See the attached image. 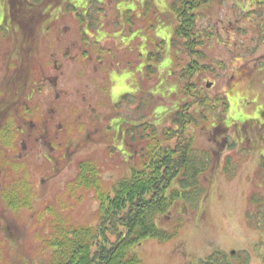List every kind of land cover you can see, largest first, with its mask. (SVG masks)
<instances>
[{"label":"rangeland","instance_id":"1","mask_svg":"<svg viewBox=\"0 0 264 264\" xmlns=\"http://www.w3.org/2000/svg\"><path fill=\"white\" fill-rule=\"evenodd\" d=\"M174 1L194 0H40L50 5L44 15L19 13V33H33L36 44L24 76L11 80V68L0 66V96L21 95L13 117L23 129L12 143L0 136V264H43L54 227L94 225L99 201L93 188L74 184L80 168L91 163L110 190L148 156L152 136L162 149L204 151L210 164L198 200H179L162 219L175 236L147 237L135 248L142 264H195L214 250L264 264V222L250 214V197H264V158L253 152L264 145V122L242 123V152L235 143L238 120L264 107V0L192 2L204 35L198 53L174 33ZM30 77L43 85L27 99ZM216 96L228 107L212 104ZM226 114L227 128L217 130Z\"/></svg>","mask_w":264,"mask_h":264},{"label":"trees","instance_id":"2","mask_svg":"<svg viewBox=\"0 0 264 264\" xmlns=\"http://www.w3.org/2000/svg\"><path fill=\"white\" fill-rule=\"evenodd\" d=\"M194 1L181 4L174 1L171 4L179 9L175 35L182 39L188 51L198 53L200 42L203 44L199 37L204 35L197 29L196 11L193 9L195 4L192 3ZM70 6L74 10V5ZM188 67L190 66L185 67L186 71ZM186 71L181 75L184 76ZM185 90L189 93L187 88ZM197 98L199 103L207 105L204 95L198 94ZM218 98L216 96L211 101L212 104L216 105V100H221L223 108L228 107L229 103L224 97ZM210 105L209 103L207 106L213 110ZM181 108L178 107L172 119L174 125L180 126L178 130L184 118ZM199 116L204 120L208 119L204 110L199 112ZM226 116L227 114L219 119V125L214 126L217 130L228 126ZM151 130L155 131L154 128ZM151 138L154 141L155 138ZM151 140L147 148L148 156L142 153L144 158L140 165L134 166L130 175L116 181L111 191L101 186L99 175L95 174L91 163L80 168L78 181L74 184L94 189L99 201L96 222L94 225L54 227L45 241L50 254L43 264H142L135 248L145 238L153 237L160 242H167L175 236L176 228L170 224L164 225L162 219L179 200L194 203L198 200L202 192L200 178L206 175L210 158L204 151H191L189 145H180L178 149H162ZM8 202L12 204L13 201L8 199ZM262 203L264 207V200ZM256 221L258 224L264 222V213L256 215ZM108 241L110 245L107 244ZM195 264L252 263L247 253L227 254L214 250L198 259Z\"/></svg>","mask_w":264,"mask_h":264},{"label":"flooded vegetation","instance_id":"3","mask_svg":"<svg viewBox=\"0 0 264 264\" xmlns=\"http://www.w3.org/2000/svg\"><path fill=\"white\" fill-rule=\"evenodd\" d=\"M17 2H18L17 0H0V11H1L0 12V66L2 67V65L4 66L5 64L4 72H6L8 68L9 69L11 68V77H12L11 80H13V78L15 77V74L21 77L22 75L24 76L23 72H24V69H26L27 67L23 63L27 62L26 64L29 68V66H31V61L32 63L34 61L32 52L35 50L36 38L34 37L33 33L31 35L26 34V33H22V34L19 33V27H20V22L18 21L19 16H20L19 13L20 12L26 13V12H29V10H32V12L34 13L37 12L40 15H44L45 12L48 11V9H50V5H48L47 3L43 4L42 2H40V0H19V3H20L19 6H16ZM6 6H7V10H5ZM74 7H75L74 9H78V7H76L75 5ZM82 8H85V6H83ZM86 34H87V31H86ZM25 41H27L26 44H25ZM95 41L99 42L97 39H95ZM22 48H24L23 50L25 51V54H21ZM20 61H22V66H20L19 64ZM55 66L58 67L59 64L55 62L54 67ZM28 70L29 69H27V71ZM47 78L49 79L50 76ZM31 80L32 79L30 77V81ZM52 80L54 81V84H57L56 76L52 75ZM26 81H29V80L27 79ZM32 82H34V85H32L33 87L30 90L29 95H27V99L31 97L36 85L37 87L43 85V83H41L40 81L36 83L35 81L32 80ZM6 83L7 81L5 82V85ZM2 90L3 89H1V91ZM11 94L12 95H10L9 101H6V95H7L6 91L5 92L2 91V96H0V113H1L0 117L2 116V121L0 122V136L1 138L4 137L6 140L11 141L12 143L13 142L12 136L16 135V131L23 130V129L14 127V117H13L14 115L19 114L18 113V102H19L18 98H20L21 95L19 94V96H17V90H15V93L13 92ZM23 109L24 110L21 113L22 115L20 116H23L25 114L27 115V118L25 117L23 118L28 119L32 115L33 112L31 110L27 111L26 107H24ZM256 115H257V118L251 117L245 120H240V121L238 120V123H241V125H239L237 128V136H236L235 143L239 144V149L241 152L243 151V148H242L243 141L247 135V133H245L244 130L242 129V123H244L245 121H248V122L252 121V123H255L253 121H257L259 124L258 126H260L264 122L263 121L264 120L263 105L261 106V109L256 113ZM225 128L227 127L225 126ZM261 139L262 140L264 139V134L261 135ZM247 140L251 141L252 137H249V139ZM253 147H254L253 148L254 151L253 149L252 151L258 152L259 155L262 158H264V145H262L261 147L257 146V148L255 146ZM191 151H193L192 147H191ZM262 169L264 170V164L262 166ZM262 199L264 200V197L263 198H260V197L255 198L253 196L250 197L251 203L255 205V208L251 209L252 210L250 213L251 215H258V214L264 213Z\"/></svg>","mask_w":264,"mask_h":264}]
</instances>
